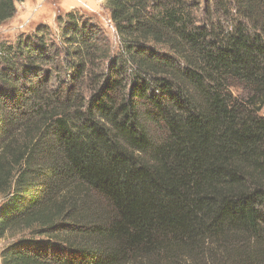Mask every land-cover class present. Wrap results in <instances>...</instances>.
<instances>
[{"label": "trees", "instance_id": "1", "mask_svg": "<svg viewBox=\"0 0 264 264\" xmlns=\"http://www.w3.org/2000/svg\"><path fill=\"white\" fill-rule=\"evenodd\" d=\"M106 6L0 42L1 264H264V0Z\"/></svg>", "mask_w": 264, "mask_h": 264}, {"label": "rangeland", "instance_id": "2", "mask_svg": "<svg viewBox=\"0 0 264 264\" xmlns=\"http://www.w3.org/2000/svg\"><path fill=\"white\" fill-rule=\"evenodd\" d=\"M106 3L107 0H24L23 2H16V15L0 26V42H13L19 34L33 32L38 24L49 26L52 33L50 38L57 41L56 15L64 12H75L96 23L102 35L107 37L113 46L118 47L119 37L110 19ZM233 90L235 93H241L240 89L233 88ZM8 241V238L0 240V253Z\"/></svg>", "mask_w": 264, "mask_h": 264}]
</instances>
